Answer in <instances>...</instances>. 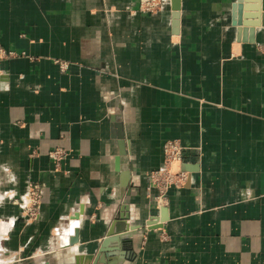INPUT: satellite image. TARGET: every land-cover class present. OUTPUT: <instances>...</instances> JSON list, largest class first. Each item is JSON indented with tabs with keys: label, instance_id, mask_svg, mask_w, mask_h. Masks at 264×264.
Returning a JSON list of instances; mask_svg holds the SVG:
<instances>
[{
	"label": "crops",
	"instance_id": "1",
	"mask_svg": "<svg viewBox=\"0 0 264 264\" xmlns=\"http://www.w3.org/2000/svg\"><path fill=\"white\" fill-rule=\"evenodd\" d=\"M137 3L0 0L3 263L264 264L262 0ZM170 140L187 179L159 208Z\"/></svg>",
	"mask_w": 264,
	"mask_h": 264
},
{
	"label": "built area",
	"instance_id": "2",
	"mask_svg": "<svg viewBox=\"0 0 264 264\" xmlns=\"http://www.w3.org/2000/svg\"><path fill=\"white\" fill-rule=\"evenodd\" d=\"M168 0H138V11L148 14H156L161 11ZM163 164L162 167L149 174L151 188L155 189V203L157 207L162 208L166 205L167 194L172 187H182L187 179V174L180 168L174 170L182 163L183 147L176 140H170L163 145ZM66 156L62 149H55L50 152L49 157L53 160L55 169H58L59 163ZM42 187L37 183H29L23 199V209L28 221H35L39 216V208L42 199Z\"/></svg>",
	"mask_w": 264,
	"mask_h": 264
},
{
	"label": "water",
	"instance_id": "3",
	"mask_svg": "<svg viewBox=\"0 0 264 264\" xmlns=\"http://www.w3.org/2000/svg\"><path fill=\"white\" fill-rule=\"evenodd\" d=\"M238 1H241V0H238ZM262 3H263V5H264V0H262ZM257 25H258V23H253V26H257ZM260 25H262V26L264 25V14L262 15V23H261ZM120 137H121V136H120ZM120 154H121V155L123 154V150L120 151ZM116 163H117V165L119 164V157H117V159H116ZM128 184H129V173H128L127 170H122V171H121V186L124 187V188H126V187L128 186ZM148 226H151V223H150V222L148 223ZM76 240H77L76 237H74L73 239H70V241H69V245L72 246L74 243H76ZM109 241H111V240H110V239H105V241H104V246H105V244H106L107 242H109ZM104 246H103V248H104ZM103 250H104V249H101V250H100V253H102ZM79 259H80V258H76V257H75L74 261H75V262H76V261L78 262ZM85 259H86V260L90 259V256L86 257ZM46 264H48V263H46Z\"/></svg>",
	"mask_w": 264,
	"mask_h": 264
},
{
	"label": "rangeland",
	"instance_id": "4",
	"mask_svg": "<svg viewBox=\"0 0 264 264\" xmlns=\"http://www.w3.org/2000/svg\"><path fill=\"white\" fill-rule=\"evenodd\" d=\"M22 211H23V214H24V216H25V211H24V209H23V206H22ZM25 219H26V216H25ZM26 221H27V222H31V221H28L27 219H26ZM0 264H5V263H3V261H0Z\"/></svg>",
	"mask_w": 264,
	"mask_h": 264
},
{
	"label": "bare ground",
	"instance_id": "5",
	"mask_svg": "<svg viewBox=\"0 0 264 264\" xmlns=\"http://www.w3.org/2000/svg\"><path fill=\"white\" fill-rule=\"evenodd\" d=\"M177 167V166H176ZM175 169V168H174Z\"/></svg>",
	"mask_w": 264,
	"mask_h": 264
}]
</instances>
